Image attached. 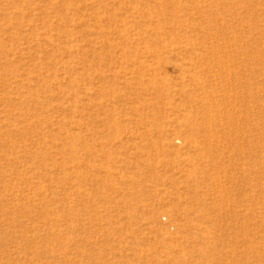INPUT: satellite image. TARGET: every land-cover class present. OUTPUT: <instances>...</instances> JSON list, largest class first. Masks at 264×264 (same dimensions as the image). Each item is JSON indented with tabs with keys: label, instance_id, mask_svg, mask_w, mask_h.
<instances>
[{
	"label": "rangeland",
	"instance_id": "rangeland-1",
	"mask_svg": "<svg viewBox=\"0 0 264 264\" xmlns=\"http://www.w3.org/2000/svg\"><path fill=\"white\" fill-rule=\"evenodd\" d=\"M0 264H264V0H0Z\"/></svg>",
	"mask_w": 264,
	"mask_h": 264
}]
</instances>
